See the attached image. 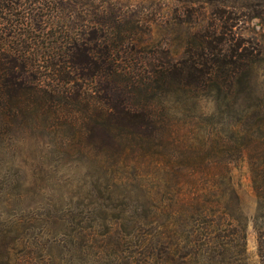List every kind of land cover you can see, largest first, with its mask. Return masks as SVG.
<instances>
[{"label": "trees", "instance_id": "obj_1", "mask_svg": "<svg viewBox=\"0 0 264 264\" xmlns=\"http://www.w3.org/2000/svg\"><path fill=\"white\" fill-rule=\"evenodd\" d=\"M130 1L0 0V135H57L64 147L94 151L117 168L121 156L161 149L174 134L175 98L209 97V138L195 151L180 152L175 169L182 177L198 176L207 188L179 183L176 194L190 190L193 201L171 199L149 219L174 234L179 219L187 226L194 215L221 216L245 244L248 225L234 173L246 165L257 199L251 222L264 264V102L237 99L254 94L243 92L242 81L256 75L264 55L235 32L231 0H209L199 12L187 8L186 21H180V10L172 14L168 31L185 22L193 27L181 56L174 39H153L154 22ZM259 1L248 0L251 20L262 17L255 14ZM219 226L215 220L202 234L181 236L179 243L191 251L181 260H215L226 251L233 240L217 236Z\"/></svg>", "mask_w": 264, "mask_h": 264}, {"label": "rangeland", "instance_id": "obj_2", "mask_svg": "<svg viewBox=\"0 0 264 264\" xmlns=\"http://www.w3.org/2000/svg\"><path fill=\"white\" fill-rule=\"evenodd\" d=\"M208 1L131 0L130 4L140 10L145 20L154 22L153 39H174L173 49L181 56L193 27L185 22L168 31L170 18L180 10V21H186L187 8L203 11L209 8ZM256 5L260 7L255 14L262 17L251 20L245 10L251 6L248 0L227 3L236 24L235 32L256 43L255 48L264 55V0ZM207 16L211 17V13ZM198 29L197 23L194 30ZM256 70L250 81H242L243 92L253 90L254 94L238 96L240 102H264V63ZM178 98L172 102L179 109L174 134L166 138L163 147L123 155L117 168L94 151L64 147L57 135L29 130L0 135V262L262 264L251 222L257 212V199L246 165L234 173L240 214L248 225L245 244L238 242L235 227L224 226L221 216L194 215L187 226L180 225L183 222L179 219L174 234L160 224H151L152 211L164 208L171 199L193 201L190 190L183 193L184 197L176 194L179 183L198 180V176L194 178L190 173L183 177L176 173L179 153L195 151L209 138L205 116L213 110L211 98L185 95ZM202 182L197 181V188H207ZM205 192L200 189L199 194ZM215 220L221 223L214 230L217 236H226L233 240L232 244L215 260H181L186 250L191 251L179 243L180 237L202 234Z\"/></svg>", "mask_w": 264, "mask_h": 264}]
</instances>
